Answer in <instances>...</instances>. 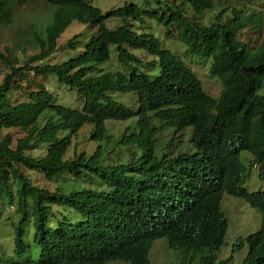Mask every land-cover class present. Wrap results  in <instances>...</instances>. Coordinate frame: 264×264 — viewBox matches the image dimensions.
<instances>
[{
	"label": "trees",
	"instance_id": "trees-1",
	"mask_svg": "<svg viewBox=\"0 0 264 264\" xmlns=\"http://www.w3.org/2000/svg\"><path fill=\"white\" fill-rule=\"evenodd\" d=\"M31 1L35 0H0V23ZM45 1L51 7L49 21L42 34L33 31L31 37L38 51L21 64L0 51V61L7 67L0 80V128L23 131L13 145L10 133L0 138V201L10 203L15 197L18 213L15 222L10 221L11 249L0 245V262L106 264L119 259L150 264V243L163 237L177 250L181 264L194 260L225 264L243 245L236 238L229 254L217 258L224 231L219 200L226 191L261 212L258 228L244 238L246 252L238 264H264V191L242 185L252 167L264 182V92H257L264 82V44L251 47L238 37L243 28L261 25L260 10L250 8L249 0H187L196 14L191 18L181 6L186 0H154L160 12L132 1L104 12L88 0ZM205 10L213 14L202 22ZM109 16L119 19L116 26L104 24ZM146 18L170 25L188 52L210 59L208 72L221 85L216 97L203 90L193 71L173 51L161 47L158 38L133 27L131 22L142 24ZM71 20L95 30L84 39L76 32L63 42L65 47H80L74 54L41 62L53 54L57 36ZM110 45L115 69L101 65L109 59ZM49 73L79 94L80 108L56 102L53 93L32 77ZM22 81L30 85L24 98L12 100L10 92L22 91ZM116 92H134L136 107L115 98ZM132 116L131 130L125 126L118 142L138 150L130 160L101 164L106 151L102 141L108 140L104 120ZM86 123L92 124L89 136L101 142L89 154L64 157L73 135ZM189 126L191 132L185 130ZM158 127L172 130L159 150ZM42 146V154L28 153ZM241 150L247 151L243 159ZM19 165L46 179L66 172L80 184L71 190L38 187L18 170ZM90 176L99 181L98 187L82 185L84 180L91 182ZM58 205L80 217L58 215ZM29 219L37 258L14 260L13 255L26 249L24 223Z\"/></svg>",
	"mask_w": 264,
	"mask_h": 264
},
{
	"label": "rangeland",
	"instance_id": "rangeland-1",
	"mask_svg": "<svg viewBox=\"0 0 264 264\" xmlns=\"http://www.w3.org/2000/svg\"><path fill=\"white\" fill-rule=\"evenodd\" d=\"M93 5L99 7L101 12H104L110 8L116 7L123 2L132 1L136 3L141 8L156 9L157 4L154 0H88ZM227 1V0H226ZM236 1V0H233ZM249 7L254 10H260L261 12V25L258 28L250 29L243 28L239 34V38L245 41L249 46L254 47L259 42L264 44V0H249ZM185 14L187 16L195 17L196 14L193 13L189 2L186 0L185 4L181 5ZM50 9L45 0H35L28 3L21 4L16 7L13 12L11 19L8 22L0 23V51L2 53H7L9 59L13 63H22L23 58H26L29 54H32L38 51L37 47L34 45L32 34L33 31L43 33V26L50 18ZM162 11L157 7V12ZM213 14L212 10H205L200 14V19L202 22H207L209 17ZM198 19V17H196ZM119 22V19L115 16L106 17L104 24L107 26H116ZM134 23L133 27L137 29H143L146 32L152 33L156 38L159 39L161 47H165L173 51L182 61L195 73V75L200 79L202 88L204 91L209 93L212 96H216L220 90V82L218 77L212 76L208 72V64L210 59L201 57L197 54L190 53L186 50V46L179 42L175 37V31L170 25L165 26L161 23H158L153 18H146L145 22L142 24ZM170 27V28H169ZM95 30V26H89L87 23H82L77 20H71L70 23L61 31V33L56 38V47L51 56L43 58V61H54L62 60L68 57L69 55L74 54L80 49L78 45L74 48L62 46L63 42L70 37L72 34L79 32L80 36L77 38L84 39L92 31ZM109 59L103 62L101 65H104L108 68H117L115 62L114 50L112 45L109 46ZM135 50V49H133ZM140 57L146 58L145 55L141 52L139 53ZM154 57V56H153ZM37 62V61H35ZM33 62V63H35ZM7 71V67L2 64L0 61V80L3 76V73ZM155 72L154 69H152ZM31 73V72H30ZM31 76V75H30ZM34 80L41 82L43 86L48 88L53 95L55 96V101L66 106H71L74 108H80L82 104V99L79 94L72 88H68L64 84L58 82L54 74L49 73L45 77H39L37 75L32 76ZM30 85L27 82H21L22 91L19 89H12L10 92V97L12 100H21L24 98L23 91L28 89ZM258 93L264 92V82L257 89ZM115 98L123 102L125 105L135 108L136 107V95L134 92L121 93L116 92L114 95ZM135 121V117H129L126 119H110L107 118L104 120L106 126V133L108 134V140L104 142L103 149L106 151L102 154L101 164H114L117 161H127L130 160L131 153L134 156V153L138 148L133 145H123L118 142V138L121 135L123 128L128 126V131L131 130ZM157 126L160 124L158 120L156 122ZM92 130V124L86 123L83 124L76 132L75 137L71 140V146L66 150L64 157H70L75 152H84L85 154L91 153L95 148L96 143L101 142L95 139H92L89 135ZM185 130H190V126L186 127ZM10 133L12 137L11 145L14 144V139L21 135L23 131L16 127L10 128H0V138L5 133ZM182 133V132H181ZM157 149L163 147L169 137L172 135V130L168 128L158 127L157 128ZM190 137V135H189ZM188 142L189 138H188ZM44 151V146L36 150L28 151L32 155H40ZM246 150L240 151V157L243 159V155L246 153ZM18 170L22 173L28 175L31 184L38 187L54 189V188H64V190H71L73 186H77L78 183L76 180L72 181V177L69 173L63 172L59 173L53 179H46L43 174L36 170H30L24 168L22 165L18 166ZM249 172L248 179L242 181V185L248 189H264V182L259 180L256 175L255 168L252 167L250 170L247 169L246 173ZM91 177V182L84 180L82 181L83 186L98 187L99 181L94 177ZM14 185H11V192L14 193ZM225 197V198H224ZM232 198H238L231 194H223L221 199V210L229 218L231 225L227 221V227L223 236V243L220 245L217 250L219 259H223L229 252L230 243L234 240L237 235L243 236L259 220V214L248 207L242 200H235ZM224 199V200H223ZM223 200V201H222ZM15 197L12 202L0 201V245L4 248L5 251L11 249L12 243V226L10 221L17 218L18 213L15 210ZM59 209L56 210V213L66 214L72 220L78 219L80 217L73 209L59 206ZM223 212V214H224ZM224 214V215H225ZM227 219V218H226ZM251 227V228H250ZM25 233L23 235L24 243L27 245L24 252L21 254L13 255L14 260L21 261L25 258L35 259L37 258L38 246L32 240L33 226L31 219L24 223ZM256 229V228H255ZM254 229V230H255ZM166 240L163 237H156L151 241L148 256L151 261V264H181L180 259L176 255L177 250L171 249L167 246ZM246 250V244L243 242L242 249L239 252H235L232 258L225 264H238L241 260L244 252ZM6 254V252H4ZM0 264H9L6 260ZM194 262V261H193ZM192 262V263H193ZM191 263V264H192ZM19 264H35L33 261H28L25 263ZM107 264H126L122 260H108ZM194 264H197L194 262Z\"/></svg>",
	"mask_w": 264,
	"mask_h": 264
},
{
	"label": "clouds",
	"instance_id": "clouds-1",
	"mask_svg": "<svg viewBox=\"0 0 264 264\" xmlns=\"http://www.w3.org/2000/svg\"><path fill=\"white\" fill-rule=\"evenodd\" d=\"M209 63H210V61H209ZM209 65V64H208ZM194 73V72H193ZM195 74V73H194ZM210 74V73H209ZM211 75V74H210ZM199 79V78H198ZM219 79V78H218ZM200 80V79H199ZM220 82V81H219ZM201 83V82H200ZM202 86V85H201ZM220 87H221V85H220ZM206 92V91H205ZM209 94V93H208ZM210 95V94H209ZM218 95V94H217ZM216 95V96H217ZM212 96V95H211ZM215 96V97H216ZM214 97V96H213ZM163 128H167V127H163ZM123 132V131H122ZM248 174H246L245 173V175L243 176V181L245 180V179H248ZM258 189V188H257ZM252 190H255V189H252ZM259 190H263L264 191V189H261V188H259ZM225 193H227V194H231V195H233V196H236V197H238V198H232V199H235L236 201L237 200H242L248 207H250L251 209H253V210H255L258 214H259V220L254 224V225H252V228L247 232V233H245L243 236H241V235H237L234 239H236V238H239V239H242V241L246 244V247H247V243L244 241V238L247 236V234L249 233V232H253L254 231V229L255 228H258V226H259V224H260V222H261V212L257 209V208H255V207H253V206H251L244 198H242L240 195H237V194H233V193H229V192H226V191H222V193H221V197H220V200H219V206H220V217L223 219V221H224V227H223V229H224V231H223V236H224V233H225V230H226V227H227V221L229 222V225H231V222H230V220H229V218L226 216V214H225V212H224V207H223V212H224V214H223V212H222V210H221V205H220V203H221V199H222V196H223V194H225ZM225 198V197H224ZM224 200V199H223ZM222 200V201H223ZM227 218V219H226ZM256 230V229H255ZM165 239V238H164ZM166 240V239H165ZM166 242V241H165ZM223 243V242H222ZM233 243V241L230 243V248H231V244ZM151 244V243H150ZM166 244H167V242H166ZM168 246V245H167ZM243 246V245H242ZM242 246L241 247H239L237 250H235L234 252H233V254L235 253V252H239L241 249H242ZM149 250V249H148ZM229 251H230V249H229ZM245 252H246V250H245ZM245 252H244V254H245ZM217 253V252H216ZM228 254H229V252H228ZM227 254V255H228ZM233 254H232V256H233ZM243 254V255H244ZM226 255V256H227ZM225 256V257H226ZM232 256H231V258H232ZM243 257V256H242ZM147 258L149 259V256H148V252H147ZM217 258L219 259V257H218V254H217ZM242 259V258H241ZM111 260H113V259H111ZM117 260H119V259H117ZM123 262H125L126 264H128V262L127 261H124V260H122ZM149 261H150V259H149ZM194 262L195 263H197L196 262V260H194ZM194 262L192 263V264H194ZM240 262V261H239ZM106 264H107V262H106ZM150 264H151V261H150Z\"/></svg>",
	"mask_w": 264,
	"mask_h": 264
}]
</instances>
